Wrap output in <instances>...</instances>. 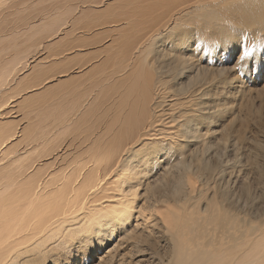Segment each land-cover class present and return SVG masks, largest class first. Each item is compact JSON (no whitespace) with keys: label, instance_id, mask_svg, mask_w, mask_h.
<instances>
[{"label":"bare ground","instance_id":"6f19581e","mask_svg":"<svg viewBox=\"0 0 264 264\" xmlns=\"http://www.w3.org/2000/svg\"><path fill=\"white\" fill-rule=\"evenodd\" d=\"M5 1L0 0V6ZM162 1V9L150 7L155 14L136 22L128 13L110 16L109 11L108 25L126 22L130 32L116 41V69L106 72L95 88H84L82 99L64 105L62 98L60 103L59 98L56 103L39 98L42 103L24 114L26 119L35 115L38 122L33 120L35 126L30 122L18 144L4 152L17 139L19 122L0 123V264H45L54 251L59 252L54 249L60 243L87 254L85 264H264V221L252 223L240 217L236 180L232 182L237 172L229 177V164L219 167L213 160L218 158L213 147L221 144V129L213 128V120L227 110H221L216 90L228 93V80L209 73L217 72L216 54L233 49V39L242 40L244 31L231 26L232 18L239 26L252 25L251 16H262L264 21V0ZM15 6L16 2L11 7ZM59 16L51 23L43 19L47 24L37 36L30 35V48L49 39L55 27L69 24L67 13ZM6 17L0 13V21ZM20 29V24L13 30L0 25V112L12 91L14 80H8L28 53L17 52V41L25 36H18ZM15 31L17 36L10 37ZM197 36L206 43H199ZM207 42L218 46L209 51ZM13 45L10 64L2 65ZM87 95L95 98L90 102L84 99ZM98 111L103 112L104 124L99 135L81 138L85 132L79 133L68 146L78 153L72 159L70 151L59 159L60 137L71 128L79 130L84 119L94 118ZM32 151L41 153L39 167L25 164ZM42 159L49 160L45 164ZM85 235L94 236V244L81 251L74 245ZM96 249L102 253L93 263Z\"/></svg>","mask_w":264,"mask_h":264},{"label":"rangeland","instance_id":"374dc122","mask_svg":"<svg viewBox=\"0 0 264 264\" xmlns=\"http://www.w3.org/2000/svg\"><path fill=\"white\" fill-rule=\"evenodd\" d=\"M6 1L4 2V4H1L0 13H7V17L4 18V21H0V25L2 23H5L6 25H9V27H11V29L13 30L16 24L17 25L20 24L21 29L19 31L21 34H18V36L19 37L21 35H25V36H23L24 38L20 37V40L18 39L17 44L20 48L18 47L19 49L17 50V52L19 50L20 51L27 50V52L30 53L29 54L30 56L28 55V53H26L27 56L26 54L24 55V58H22V61H21L22 62L21 66H17L18 69L15 71L16 73L14 72L8 80V82H10V80L11 82L13 80L14 81L10 87L12 91L6 94L7 98L9 97L10 99L8 98L7 100H5L6 102L8 101L7 105L6 104L2 105L3 107L1 108L0 123L1 122L7 123V121L8 123L12 122L16 124L15 121L19 123H17L18 125L17 126L18 135L16 136L17 139L13 141L11 144H9L7 148L3 150V152L7 150L9 147H13L14 145L18 144V142L21 139V136L23 135L24 130L25 129L27 130L30 122L32 123V125L34 126L36 125L35 121L37 118L34 119L35 115L33 117L31 116L28 119H26L24 114L25 113L27 114L30 111L32 112L34 108L38 107V105L40 104L42 100H47L48 102L49 101L55 102V100L56 99L58 100L59 98V103H60L62 101L60 99L62 98L63 99L62 103L64 105H67L68 103H72L74 102V100L78 101L79 98L82 99L81 93L85 90L84 88L88 87L86 88L85 91L95 88L97 85L95 86L94 83H97L99 85V83H101V81L103 80L105 75H107V73H110L111 71L116 69L115 68L116 62H114L115 59L117 60L116 53H114V51L118 48L116 47V41H119L121 37L129 34L130 31L127 30L129 26H126V22L108 25L110 17L108 18L107 14H109V11H111L110 16H114L116 13L117 14L118 13H125V14L128 13L129 16L127 17L128 18L132 17L131 22H136L138 19L143 20V17L148 16L149 13L153 11V9L158 10L157 5L159 6L160 9H162V5H163V1L161 3L160 0L158 3L157 1L154 0L157 4L153 0H149V1L148 0H89L91 1L90 4H84V2H86L87 0H73V1L66 0V2L65 0H28V1L26 0L27 3L25 2V0H17V1L16 0H6ZM15 2H16V6L12 8L11 6ZM56 3H57V6H56ZM93 3H97V4H93ZM150 7L152 11L148 9ZM49 8L50 10H48ZM135 8L137 12L135 11ZM143 9L145 10V12ZM157 10H154V11L157 12ZM10 13H12V15ZM66 13H67V16L69 15V19L67 20V23L69 24L65 26H61L58 30H57V27H55V30L52 31L54 33H52V36L49 39L45 38L43 44L36 45L33 48L31 47L32 48L31 49L29 44H27V42L31 44L30 35L37 36L38 34L37 31L41 29L42 24L44 26L47 24L45 20L46 21L48 20L47 22L51 23L54 19H60L61 17L59 15H64ZM152 13L155 14L154 12ZM158 13L159 11L157 12V14ZM32 14L33 15L35 14V16H33ZM24 15H27L29 20H32V22L30 21L29 23V20H28V21H25L27 23L25 22L23 23L22 19L23 20L28 19L27 16L24 17ZM30 15H31V18H30ZM38 15H40L39 18H38ZM35 17H36V20L34 19ZM258 17H260L259 20H256L258 19ZM43 19H45L44 22H43ZM96 19L99 21H97ZM233 19L234 18H232V22L229 21L231 26L237 27V29L240 28V30L244 31V32H241V33H244V34H241L242 41L244 42V39H246L245 44L247 46L245 44L244 45L248 48L250 52V55H249L250 58L249 57L247 58V62H246V59H244L234 65L232 61L238 51V49L234 47L233 49L224 51V53L223 52H221L220 54L217 53L215 57L214 67H213V68L217 67V72H213L212 69L209 72L210 74H214L216 77L221 76L220 78H216V79H220V80L222 79V81L228 80L226 87H227V90L230 96L233 97V98L229 97L228 93L222 94L220 89L216 90L217 93L220 94V100H222V103H223V107L221 110L223 111L226 109L227 110H226V114L225 112L224 113L222 112L223 114L221 113V115H217L216 117H214V120H213L214 122L213 128L218 127V130L221 129L220 130L221 131V139H220L221 144L217 143V145H214L213 147V150H216L217 152L216 157H218L219 159L215 157L216 159H213V160L215 161V163L218 164L219 167H222L221 165H224L226 162L227 164H229V165H226V169L229 168L228 169L229 177H233L235 174L234 172H237V174L241 173L240 175L238 174L239 177H236L238 175L235 174V176L232 178V182L236 180V187L234 188V193H235V198H236L235 200H237L240 203L241 211H243L240 217H242L243 215L244 219H246L247 217V221L249 220V222L254 223L256 220L264 221V216H263L264 215L263 214L264 213L263 211L264 210V192H263L264 191V179H263L264 177L263 176L264 175V169H263L264 167V63H262L260 59L261 54L264 53V48L259 47V44L261 43V40H262V35H261L262 30H264L263 28L264 21H263L262 16H255V17L251 16L250 22L251 23L253 22L252 25H250L249 23L247 26L246 25L239 26V21L234 20L235 21L234 22ZM33 21H36V22H33ZM197 21H200V19ZM37 22L38 24H36ZM229 22H228V25H230ZM26 24H28L29 28ZM89 26L90 27L92 26V27L90 28ZM260 26H262V28ZM30 28H32L33 30ZM32 31L34 32L32 33ZM178 32L179 34L183 33L181 30L179 31V28H178ZM257 32H258V35H257ZM10 33H11L9 35L10 37L14 35L17 36L16 31H15V34L14 32L13 33L10 32ZM246 33H248V35H246ZM35 39L37 38H34L33 40ZM79 42H80V45H79ZM15 45H13L10 48L9 53H7L8 58L7 56H6L7 59L4 58L2 65H7V63L10 64L9 60L11 59V57L9 58V56H13L11 49L15 48ZM109 54L112 55L111 56L112 58L110 57ZM24 59L27 60L26 62L27 66L24 64L25 62ZM240 63L244 65L242 69L239 68ZM103 65L107 66V71L105 70L106 66L104 68ZM19 67L20 68L23 67V68L20 69ZM17 71H19V73ZM220 71L222 72V74L220 73ZM218 74H221V75H218ZM232 78L234 79L232 80ZM39 83H42V84L40 85ZM78 87H80L79 90H77ZM10 89H8V91ZM96 90H98V88ZM239 90L240 92L242 91L241 94H239L240 92L239 93L237 92ZM79 92H80V95L78 97L77 94H79ZM237 94L238 96L236 97ZM76 97L78 99H76ZM226 97L228 98L227 100H226ZM4 98L6 99V96H4ZM39 98L41 99V101ZM90 98L94 99L95 95L93 96L87 95V97L84 99L90 100L91 102ZM223 98L228 102V104L226 103V101L223 100ZM0 101L2 103L3 100L0 99ZM96 104L98 106L100 105L98 103ZM220 105L222 106V104ZM97 116H99V118ZM222 116L224 120L222 119ZM88 117L89 119L88 118L84 119L86 124H82L79 130L75 131L71 128L70 130L71 131L73 130L72 132L69 130L68 133L63 134L65 135L64 138L62 137L63 135L60 137L59 142L62 144V148L60 149V153L58 155L59 159L60 157L64 159L67 152H70V151H71L70 158L72 159L75 156V154L78 153L75 150L76 148H73V147L68 148V146H69V143H71V141L73 140V138L76 137L79 133L85 132L87 134V135L85 133L84 135L81 134L80 135L81 138L87 137V136H93V134L95 136L99 135V133L102 130L101 125H104V124H101L103 122L102 121L103 119L101 120V118L103 117V112L98 111L97 113H95L94 118L92 116H88ZM231 117H233V119H231ZM99 120L101 121L99 122ZM88 121H89V124H88ZM37 122H38V119H37ZM214 124H216L217 126ZM218 124L220 125L218 126ZM229 125L232 127L231 129L233 130L232 132L230 130ZM94 127H95V131L93 130ZM97 127H99V132H98ZM86 128H88V130ZM69 132H70V135H69ZM235 132H238L239 134L242 133V134L239 135L238 133L236 134ZM65 138L67 142L65 141ZM232 138H235V139L232 140ZM256 144H258V146ZM234 146H236V148ZM24 148H25L24 144L19 147L20 151L22 149V152L20 153H23ZM234 151H236V153ZM35 152L36 151H32L30 152L31 154L26 156L25 164L30 165L31 163H33V165L36 167L40 166L41 164L40 154L41 153L40 151H37L35 154ZM230 152H233V153H230ZM199 154H200L199 156H202V153H199ZM222 156H223V159H222ZM255 157H257V159ZM258 158H260V160ZM32 159L34 160L33 162H31ZM47 160L49 159H42V163L46 164ZM261 165H262V169H261ZM256 169H258L259 171ZM239 194L240 195L243 194L241 195V197L239 196V198L241 199L238 198ZM251 199H252V202H251ZM246 207L248 208V210ZM244 215H247V216H244ZM259 216L261 219L258 218ZM59 245L61 247L59 246L55 248L54 250L59 251L60 254L59 252L54 251L53 255H51V259L47 260L49 262H46L45 264H49V263L50 264H67V263L68 264H76V263L85 264L87 261H89V257L87 256V254L84 256L82 253L80 252L78 253L77 251H75V248L74 250H71V248L69 250L67 247L65 246L63 247L62 243H60ZM96 252L92 254L93 263L98 262V260L96 259L97 257L99 258L102 253V251L100 250L98 251L97 249H96ZM52 257L54 259H52ZM54 261L58 263H55Z\"/></svg>","mask_w":264,"mask_h":264},{"label":"snow or ice","instance_id":"6c2138e0","mask_svg":"<svg viewBox=\"0 0 264 264\" xmlns=\"http://www.w3.org/2000/svg\"><path fill=\"white\" fill-rule=\"evenodd\" d=\"M262 40L261 43L259 44L260 48H264V31H262ZM197 40L199 43L201 44H205L206 42L199 36H197ZM207 46H208V50L211 51L213 47L218 46L216 44V42H207ZM230 47H235L238 49L236 56L234 57L232 63L235 65L238 62L246 59L249 57L250 53L248 48L244 45L243 41H239L237 42L235 39H233V41L230 43ZM261 62L264 63V53L261 54ZM244 67V65L242 63H240L239 68L242 69ZM94 236H90V235H85L82 236L81 238H79L75 245H79V248L81 249V251H83L84 249H88L90 250L91 247L94 244ZM73 246V248H74Z\"/></svg>","mask_w":264,"mask_h":264}]
</instances>
